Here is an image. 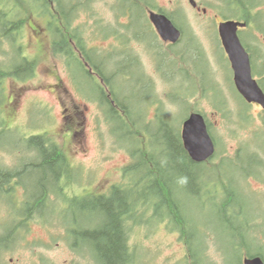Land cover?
<instances>
[{
  "label": "rangeland",
  "instance_id": "1",
  "mask_svg": "<svg viewBox=\"0 0 264 264\" xmlns=\"http://www.w3.org/2000/svg\"><path fill=\"white\" fill-rule=\"evenodd\" d=\"M212 5H214L213 2ZM262 11H264V0ZM114 25H118V18L112 14H97L94 12L87 13V11H80L74 26L81 28L80 31L83 36H86L85 38L89 44H94L100 48V54L107 55L111 53L114 54V50L111 43L104 40V29L111 28ZM101 29L103 31L102 35H100ZM128 49H132L131 45L128 46ZM0 51H5V48L0 47ZM116 53L119 55L122 51L117 50ZM118 58L120 57L118 56ZM147 62L148 60L145 61V68L148 67ZM141 67H144V64ZM145 68H142V70ZM70 70L72 74H70ZM70 70L66 67L61 58L51 57L44 58L40 62L38 69L39 74H36L32 78L17 80L16 82L11 78L6 79L3 85L6 87L7 93L11 92V89L18 88L23 94L15 119L20 124H24L25 122L28 123L31 115L29 125L33 127L37 123V125L32 128L33 132L39 134L48 132L49 135L55 137L58 144L63 147L67 157L71 159V162L74 163L75 166L92 168L94 170L97 169L99 178L106 179L109 177L107 174L110 175V173H114L113 175L118 178L116 168L127 165V163L131 161V157L121 144L116 143L111 135L110 127L105 120L104 112L99 104L84 99L80 94L77 82H74V78L82 84L83 93L89 92L90 90V92H92L91 82L84 71L72 61L70 62ZM147 71L150 72L151 69L147 68ZM144 72L146 77L153 81L155 95L158 97L160 105H163V109L168 114H171V116L175 115L174 119L176 126L181 124V121L187 116L188 111L190 113L193 110H197L206 115L209 124L212 125V130H215L214 132L218 137V142L225 145L222 151H232L240 143L245 144L252 139L254 133L251 136H247L248 132L244 130L245 128H239L238 125L232 122L235 117L241 119L240 109L242 107L240 106L241 101L233 95L231 85L226 81L225 77H223L224 80L221 79L223 82V97H225V105L222 106L223 102H221L219 96L210 93V87L213 86L207 84L208 82L202 81L200 74L203 71L200 70L199 74H193L192 80L190 76L185 73L171 74L173 86L183 90L180 93L182 99L174 98L179 103L175 104L170 101V86L167 85L168 80L166 81V79H163V74H148L145 70ZM137 75L141 76V74ZM202 75L208 76L209 79L211 77V74ZM127 81L132 84V80H129V77ZM134 88L133 85L130 86V89ZM205 89L207 90L204 91ZM193 91L194 93L192 96L195 98L184 102L183 96L187 95L189 97ZM65 92L67 93L64 94ZM140 93L138 95H140ZM140 98L144 102L143 95H140ZM36 104H40V106H37L38 109H34L31 114L29 108L32 110ZM143 105H145V102ZM76 107L77 110L75 109ZM64 108L67 109L66 116L71 117L82 126L83 135L81 137L78 135L79 139L77 141L75 137L71 138V135L65 137L67 132H63L62 135L60 133L59 129L62 123L61 117H63L62 112H64ZM136 108L139 110L138 107ZM37 111H39L38 116ZM249 113L254 119L256 118L257 109L251 108ZM2 115H4V113H2ZM155 116L156 110H154V108L150 111L148 110L149 121H152ZM242 118H246V116ZM44 122H47L46 126H43ZM154 128L155 126L153 125L152 130ZM21 133L23 136L31 134L30 130H25ZM79 133L81 134V128ZM20 138L21 139L15 142L17 146L23 142L22 139H25L24 137ZM163 139L166 141L164 136ZM10 140H13L12 137L0 139V143L4 144ZM80 141H82V149H84L86 153H83L80 145L78 146L79 151L74 149L76 142L79 143ZM136 146L139 148V143ZM153 146L151 152H154ZM12 149L15 150V147ZM76 151L77 153H75ZM222 151L220 153H223ZM165 155L167 156L166 153H164V157ZM13 159L14 156L9 153L0 154V166L2 163L13 166ZM212 168L215 167L212 166ZM228 173L234 178L235 182L242 184L240 174L237 170H228ZM110 177L114 178V176ZM237 183H235L236 187L238 185ZM252 183H254V181H252ZM254 189L258 191L241 190L239 192L242 193L240 195L242 199L240 200L244 204L243 207L247 208V210H244V215L240 217L239 222H243L244 216L253 217L255 213L261 221H259L260 227L258 223L254 224L252 232L254 234L256 229H260L259 233L264 234V188L254 185ZM153 190L154 187H152L151 192H153ZM39 195L40 194H38V196ZM220 195L223 196V192H220ZM151 199L155 201L154 197H151ZM179 199L180 201H185L187 206L182 202L181 209L178 211L179 215H177V220L180 221L183 216H186V219L191 222L192 227L189 231V237L186 235V242H188V240L191 241L194 245V250L199 252L200 243L203 242L207 236H211L214 241L215 250L223 253V258H221V254H216L213 251L210 252L209 260L211 264H218L222 259H225V262L228 264H238L237 254L232 251V228H228L227 225L222 222L214 206L206 204L203 210L195 208L193 200H184L185 198L182 191L179 192ZM82 203L89 204L92 203V201L84 199ZM50 205L52 206L53 204ZM11 209H13L12 205L0 208V227L5 223L8 225L9 222L18 224L11 214ZM52 209L53 214L57 215L58 218L57 220L50 219V223L45 227L46 230L51 233H47L41 225L34 223V243L32 249L21 243L22 235L17 234L18 242L10 253L6 254L0 252L1 264H15L16 262L17 264H32L35 258L31 253L35 254L36 259L40 257L44 262L47 261L45 259L49 258L51 261H49L48 264H67L70 256L66 248L67 237L65 236L67 232L65 234V228L62 224H66L71 216L67 217V213H64V210L56 205L52 207ZM8 211L10 213H8ZM74 214L81 224L92 225L98 222L99 229L104 225L105 219L102 213L92 217L85 216L81 212H74ZM158 224L159 223L152 222L140 226L135 222L132 227H129V240L131 246L136 250L135 253L138 255V264H186L187 250L185 244L177 235V231H170L167 226L165 228L163 225ZM233 225H239V223L236 222ZM242 231L245 232L244 229ZM0 233L5 232L0 231ZM49 238L52 239L53 242L48 243ZM87 238L89 241L85 247L89 256L97 264H109L107 260L103 262L101 259L103 256L101 245H96L100 242V239L96 240L93 238V235ZM247 238H249L248 235ZM262 249L264 251V246ZM236 250L241 251L238 248H236ZM74 258L77 259L78 263L84 264L83 256ZM11 260H13L12 263Z\"/></svg>",
  "mask_w": 264,
  "mask_h": 264
},
{
  "label": "trees",
  "instance_id": "2",
  "mask_svg": "<svg viewBox=\"0 0 264 264\" xmlns=\"http://www.w3.org/2000/svg\"><path fill=\"white\" fill-rule=\"evenodd\" d=\"M239 2L240 4L238 5L242 6L247 14H251L258 4L257 0H239ZM55 23L59 24L60 27L58 28L59 32L53 30L55 45L58 44L55 46L58 51L54 48L53 54L62 55L64 53L70 59V62L72 61L79 67L82 66L77 60V55L75 49H72V45H69V52H66L65 45L68 40L70 42V38L67 40V33L63 26L65 29L71 28L72 19L64 15L56 19ZM71 41L77 46L83 43L82 38L77 36L74 39L71 38ZM89 61H91L93 66L98 64L94 58ZM70 62H68L69 66ZM24 65L20 61H13L9 69L8 67L5 70L3 68L0 69V92L1 83L5 78H22L26 75H31L30 77L35 75L22 74V69L27 67H24ZM122 65L125 64H113L110 69L111 71L126 70V66L122 67ZM34 68L36 69L35 66ZM85 75L91 82L92 92L90 90L83 93L82 90L80 94L84 99L99 104L116 143L121 144L125 150H128L134 159L130 164L132 169L127 172V179L130 183L126 187L115 186L102 192L101 187H96L95 185L85 194L87 199L94 197L95 192L100 195V197L95 199L96 202L89 203L90 206H87L88 209H86L87 212L84 215L91 213L93 216H97L102 213L104 216L105 221L101 231L98 234L93 232L91 235L98 240L100 239L101 252L107 262L109 264H124V262L130 264L125 228L132 221H136L140 225H143L144 222L142 217L136 215L139 212V206H141L136 201L141 198H138L137 192L144 199L148 197L150 199L151 197L155 198L157 203L155 218L158 219L159 217L161 220H166L170 228L173 227L176 231L179 230L182 234H186L189 237V231L192 229L191 222L186 219V216L182 217L181 228L180 222H177L179 221L177 220V215H179L178 211L181 209L182 202L187 206L185 201H180L179 199V192L181 191L185 198L184 200L190 199L194 201L195 208L203 210L206 204L214 206L222 222L228 228H232L233 246H236L237 238L239 239L241 253L244 252V248L246 250L245 254L249 257L258 256L264 259L262 246L254 249L251 246L254 243L249 230L250 225L248 224L251 222L249 221L251 218L244 216L243 222H239L240 217L244 215V210H247V208L243 207L244 204L240 200L242 199L240 196L242 193H239V190H225L222 197L216 188H211L210 179L213 180L214 176L212 166H204L191 161L182 145L180 127L175 125L172 116L164 112L163 108H158L156 119L153 123L147 121L148 110L144 107V102L138 94L142 91L149 92L153 88L152 81L144 79L137 74H99L101 78H96L91 74ZM167 76L172 82L170 74H167ZM128 77L133 83L136 82L137 88H143L139 91L135 88L130 89L132 84L128 83ZM100 80L105 85L101 84ZM1 121L0 112V123ZM153 125L155 128L152 130ZM75 127L76 125L73 122H66L63 126L64 130L68 131H72ZM78 135L81 137L80 133H74L71 138L75 137L77 141L79 139ZM163 136L166 141H164ZM3 137L4 132L2 131L0 132V139H3ZM80 142H76L74 149L78 150ZM25 143V150L32 153L30 156L23 154L27 162L21 164L25 168L22 175L27 176L25 181L28 182V185H25V189L29 195L28 198L33 199L32 203H30L31 208L41 211L48 199V189H57L60 185L61 191V185L64 181L67 183L68 177L76 179L78 167L73 168L63 153V147L46 135L32 136ZM138 143L139 148L136 146ZM152 146L154 152H151ZM163 152L168 157L166 155L164 157ZM11 172L0 171V204L2 199L12 195V191L4 190V187H2V185L7 183ZM181 176L188 177L186 185L177 183L178 178ZM215 178L217 179L216 176ZM220 180L222 182V177ZM43 185L47 186L44 187ZM152 187H154L153 192H151ZM54 189L53 191L59 190ZM132 189L133 191H130ZM38 194L40 195L38 196ZM71 195L78 198L76 192H71ZM19 199L16 198L15 201ZM160 208L165 212L164 215L159 213ZM236 222L239 225H233ZM244 228L246 229L245 232L242 231ZM247 232L250 248L245 243ZM205 241H207V237ZM186 245L190 249L193 246L189 240ZM207 258V255L199 254L193 249L189 250L188 260L191 264H204ZM237 258L238 264H242L241 257L237 256Z\"/></svg>",
  "mask_w": 264,
  "mask_h": 264
},
{
  "label": "flooded vegetation",
  "instance_id": "3",
  "mask_svg": "<svg viewBox=\"0 0 264 264\" xmlns=\"http://www.w3.org/2000/svg\"><path fill=\"white\" fill-rule=\"evenodd\" d=\"M213 3L215 5H210L207 0H0V45L25 46L34 48L38 55H49L58 45H55L53 30L59 32L60 26L55 20L61 16L68 15L70 11L120 15L118 25L104 29V34L102 29L100 30L104 40L111 43L114 54H99L114 61L116 51L121 50V56L127 62V69L105 74H145L144 70L148 74H164L165 63L168 59H173L177 71L181 74H199L200 70L203 71L201 74H211L208 81L215 89L214 80L218 82L219 76L233 74L220 33V25L228 21L243 22L245 14L243 9L238 7L235 9V15L230 16L222 0H213ZM152 15H168L172 19L170 20L179 31L175 43L162 40L154 27ZM250 27H252L250 32L242 28L237 33L241 40L246 34H254L258 37L254 44H244V46L250 56L253 69L256 70L254 78L264 91V37L260 38L262 29L259 24L251 23ZM130 45L131 50L128 49ZM65 47L68 53L69 40ZM96 48L100 52V48L97 46ZM87 51L81 48L86 58ZM61 56L67 58L64 53ZM35 57L36 55L23 56V61L32 63ZM146 60L150 72L145 68ZM143 64L144 67H141ZM26 72L27 69L23 68L22 73ZM86 73L104 74L98 65H92ZM220 83L219 79L218 84L221 87ZM18 97H21L18 92L10 93L9 107L12 110L18 105ZM245 105L248 111L251 108L257 109L256 118L253 119L252 115L247 113V118L241 121L240 128H245L244 130L248 132L247 136L253 133L254 135L248 143H240L232 151L221 150L223 153L219 151L216 158L214 157L212 165L215 168H212L214 176L211 185L219 190L258 191L254 189V185L264 188V109L259 104ZM126 169L128 167L116 168L119 173ZM228 170H237L242 184L235 182ZM22 173L23 169H13L7 183L2 185L4 190L13 191L22 186ZM235 183L238 184L237 187ZM97 198L91 201L96 202ZM87 206L90 205L80 201L78 209L86 212ZM72 222L76 223L74 216ZM90 226L93 228L75 225L70 232L75 236L91 235L93 232L98 234L103 227L99 229L97 222ZM75 240L78 241L76 247L69 246L71 252L80 249L78 238Z\"/></svg>",
  "mask_w": 264,
  "mask_h": 264
},
{
  "label": "water",
  "instance_id": "4",
  "mask_svg": "<svg viewBox=\"0 0 264 264\" xmlns=\"http://www.w3.org/2000/svg\"><path fill=\"white\" fill-rule=\"evenodd\" d=\"M155 24L158 29L162 26L163 31L172 34L169 39H174L176 31L165 17L155 19ZM226 26L229 29L226 41L235 71L236 86L248 102L260 103L264 106V94L252 79L249 58L235 36V25ZM182 135L185 149L194 162L202 163L213 156L215 147L202 115L192 114L183 126ZM245 264L264 263L260 258H256L246 260Z\"/></svg>",
  "mask_w": 264,
  "mask_h": 264
},
{
  "label": "bare ground",
  "instance_id": "5",
  "mask_svg": "<svg viewBox=\"0 0 264 264\" xmlns=\"http://www.w3.org/2000/svg\"><path fill=\"white\" fill-rule=\"evenodd\" d=\"M44 187H46L47 185H43ZM86 209H88V208H86ZM86 212H87V210H86ZM91 214V213H90ZM89 236H91V235H89V234H82L81 235V240L82 241H84V242H86V243H88V238L87 237H89ZM93 238H95L96 240H97V238L96 237H93ZM97 242V241H96ZM96 245H100V243H97ZM101 259H102V261L104 262V261H106V259L104 258V256H102L101 257ZM125 261V260H124ZM124 264H126V262H124Z\"/></svg>",
  "mask_w": 264,
  "mask_h": 264
},
{
  "label": "clouds",
  "instance_id": "6",
  "mask_svg": "<svg viewBox=\"0 0 264 264\" xmlns=\"http://www.w3.org/2000/svg\"><path fill=\"white\" fill-rule=\"evenodd\" d=\"M188 182V177L187 176H181L178 178L177 183L180 185H186Z\"/></svg>",
  "mask_w": 264,
  "mask_h": 264
}]
</instances>
